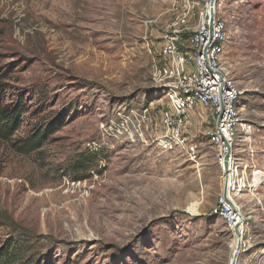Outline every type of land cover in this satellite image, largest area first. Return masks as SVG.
Returning a JSON list of instances; mask_svg holds the SVG:
<instances>
[{
	"label": "rangeland",
	"instance_id": "374dc122",
	"mask_svg": "<svg viewBox=\"0 0 264 264\" xmlns=\"http://www.w3.org/2000/svg\"><path fill=\"white\" fill-rule=\"evenodd\" d=\"M208 3L0 0L5 100L25 108L19 131L0 138V249L13 243L32 264H228L231 235L212 215L222 189L215 150L196 121L194 153L158 144L169 107L148 47L162 46L184 8L193 30ZM216 8L241 91V161L264 172V0ZM53 121L49 139L25 153L32 130ZM239 202L251 217L239 263L261 264L264 187Z\"/></svg>",
	"mask_w": 264,
	"mask_h": 264
},
{
	"label": "built area",
	"instance_id": "2783aa9c",
	"mask_svg": "<svg viewBox=\"0 0 264 264\" xmlns=\"http://www.w3.org/2000/svg\"><path fill=\"white\" fill-rule=\"evenodd\" d=\"M182 2L186 6L190 0ZM191 17L188 8L178 13L176 21L163 31L159 40L162 46L157 50L150 47L153 41L148 42L153 57V82L168 96L165 101L169 108L161 113L163 133L157 141L165 150L177 148L192 154L195 145L189 132L191 121L206 128L205 137L215 150L222 179L212 215L225 224L231 235V248L238 250L236 264H240L241 255L249 249L246 237L251 217L239 199L257 192L264 182L257 174L261 170L252 172L241 161L242 140L237 135L242 125L241 91L224 60L229 42L227 20L217 8L212 19L210 3L197 13L193 30L189 26ZM191 30L193 34L186 38Z\"/></svg>",
	"mask_w": 264,
	"mask_h": 264
},
{
	"label": "trees",
	"instance_id": "16d2710c",
	"mask_svg": "<svg viewBox=\"0 0 264 264\" xmlns=\"http://www.w3.org/2000/svg\"><path fill=\"white\" fill-rule=\"evenodd\" d=\"M11 70H6L1 66L0 57V138L4 140L11 139L20 129L21 119L25 115V108L21 99L12 100L6 103L5 79L9 76ZM56 122H50L47 126L38 127L32 130L31 136L24 142L21 149L25 153H30L41 148L43 142L52 135V129ZM95 156V155H94ZM0 249V264H32V260L24 258V252L15 244L9 243ZM33 264H47L43 259H38Z\"/></svg>",
	"mask_w": 264,
	"mask_h": 264
},
{
	"label": "bare ground",
	"instance_id": "6f19581e",
	"mask_svg": "<svg viewBox=\"0 0 264 264\" xmlns=\"http://www.w3.org/2000/svg\"><path fill=\"white\" fill-rule=\"evenodd\" d=\"M216 8V7H215ZM168 98V96L166 97V99ZM238 153V152H237ZM258 174V176L260 175L261 177H260V181L261 182H264V173L262 172V171H260V172H258L257 173ZM258 181V177L256 178V182ZM264 186V185H263ZM191 210H192V212H196L197 210H196V208H195V206L193 205V207L191 208ZM231 247V246H230ZM231 249V253H230V258H229V261H228V264H234V253H235V251H237V249H236V247H232V248H230Z\"/></svg>",
	"mask_w": 264,
	"mask_h": 264
},
{
	"label": "water",
	"instance_id": "95a60500",
	"mask_svg": "<svg viewBox=\"0 0 264 264\" xmlns=\"http://www.w3.org/2000/svg\"><path fill=\"white\" fill-rule=\"evenodd\" d=\"M216 2H217V0H210L212 19H213V13H214V8L216 6ZM227 159H228V157H227ZM237 253H238V250L235 251V253H234V264H236V262H237Z\"/></svg>",
	"mask_w": 264,
	"mask_h": 264
}]
</instances>
